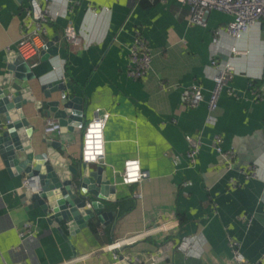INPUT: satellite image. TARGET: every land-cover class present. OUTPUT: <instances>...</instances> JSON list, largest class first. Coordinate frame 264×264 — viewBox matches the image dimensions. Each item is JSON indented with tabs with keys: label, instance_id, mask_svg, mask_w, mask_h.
I'll return each mask as SVG.
<instances>
[{
	"label": "crops",
	"instance_id": "obj_1",
	"mask_svg": "<svg viewBox=\"0 0 264 264\" xmlns=\"http://www.w3.org/2000/svg\"><path fill=\"white\" fill-rule=\"evenodd\" d=\"M37 1L46 5L45 0ZM30 2L0 0V77L8 71V56L15 50L38 77L30 82L38 98L40 83H63L70 98H82L87 122L97 107L111 113L105 128L106 163L89 165L104 166L114 176L116 200L105 201V210L115 215L106 227L94 218L75 234L62 224L63 234L46 221L40 208H30L21 199L17 190L26 175L12 176L0 154V264H113V251L106 246L147 231L148 236L119 248V256H136L144 262L157 255L163 257L161 264H237L230 245V240H237L247 260H260L264 254L262 24L253 25L238 40L225 35L215 43V30L225 29L232 20L223 11L213 10L204 27L190 22V7L180 0H73L53 4L61 13L47 23V34L20 46L32 29L27 17ZM68 24L80 35V45L65 40ZM137 32L148 40L153 60L148 73L134 80L127 67ZM55 38L57 54L43 60V46ZM234 47L247 53L234 55ZM213 60L220 66L232 63L237 73L231 83L235 94L222 93L217 122L208 126L207 104L217 71ZM193 83L202 87L205 99L189 108L183 92ZM25 111L34 124L31 141L36 146L45 136L46 120L55 117L38 112L31 103ZM4 122L0 113V132ZM83 132L50 137L62 142V153L71 162L80 164ZM216 134L224 137L226 148L237 152L230 169L213 148ZM187 135L203 141L195 165L186 157ZM129 158H138L150 178L122 184ZM245 169L255 175L247 176ZM135 192L143 196L137 198ZM27 223L30 230L22 237ZM181 239L193 242L187 256L177 250Z\"/></svg>",
	"mask_w": 264,
	"mask_h": 264
},
{
	"label": "water",
	"instance_id": "obj_2",
	"mask_svg": "<svg viewBox=\"0 0 264 264\" xmlns=\"http://www.w3.org/2000/svg\"><path fill=\"white\" fill-rule=\"evenodd\" d=\"M57 39L49 40L41 52L47 60L56 55ZM0 113L5 122L0 132V154L12 176L24 174L26 179L40 183V190L32 193L21 186L17 192L30 207L40 208L46 221L64 234L66 224L71 234L87 227L97 218L103 226L114 219L115 212L107 211L105 201L116 200L117 185L114 176L104 166L96 169L85 163L75 164L62 152V142L44 136L36 146L31 138L34 124L28 119L25 106L34 104L35 110L58 119L60 133L72 131L81 134L87 119L81 97L70 98L63 83H40L41 98L30 83L37 79L30 65L15 50L8 56V71L0 77ZM60 95L55 97L54 94ZM113 264H131L120 255Z\"/></svg>",
	"mask_w": 264,
	"mask_h": 264
},
{
	"label": "built area",
	"instance_id": "obj_3",
	"mask_svg": "<svg viewBox=\"0 0 264 264\" xmlns=\"http://www.w3.org/2000/svg\"><path fill=\"white\" fill-rule=\"evenodd\" d=\"M190 7V22L206 27L211 12L213 10L223 11L232 16V20L227 24L225 29H216L214 32L213 41L219 43L223 36L230 39L238 40L243 37L249 29L259 23L264 28V0H180ZM63 2L72 3L73 0H45L46 5L42 6L37 0H31L30 6L27 9V17L31 21L32 29L26 33L19 45L23 46L32 38L47 34V23L60 15V10L53 8V4H62ZM65 40L72 45H80L81 37L76 28L72 24H68L65 28ZM234 55H244L246 50L238 49L236 47L232 50ZM129 62L127 67V74L134 80L142 79L150 70L153 60V55L149 47L148 40L139 32L136 33L131 45L129 46ZM213 65L217 66L216 74L213 76L214 87L210 94L207 104L206 124L208 126H215L217 119L215 113L219 107V101L222 93L226 91L229 95L235 94L231 86L232 81L236 76V68L230 62H225L220 66L217 60L212 61ZM36 65V64H34ZM262 94L257 93V97ZM205 95L202 87L193 83L188 86L183 92V100L187 107L194 108L204 101ZM111 116L109 111L101 107H97L94 112V117L86 123L83 132V143L81 151V163L89 164H105L106 163V140L105 128ZM61 125L56 118H48L45 123L44 133L46 136H52L59 133ZM186 139L189 144L187 150V160L191 165H195L199 150L203 144L200 136L187 135ZM213 148L220 154L228 169L232 168L237 158V152L233 148H226L224 145V137L221 134H216L213 139ZM247 176H254L253 170H244ZM150 178V172L144 169L141 161L138 158H129L124 163V169L121 174V183L124 185L139 184L142 181ZM233 185H236L234 182ZM24 186L33 190L36 193L40 190V183L37 179L36 183H32L27 179ZM135 197L141 198V192H135ZM243 219H247L245 216ZM249 219V218H248ZM247 219V220H248ZM159 227H156L157 229ZM30 230V224L27 223L24 229L20 232L23 237L27 231ZM150 232L135 234L130 237L117 240L114 243L106 246L109 251H113L116 261L119 260V254L116 252L119 248L126 244H132ZM230 245L233 252V259L237 264H263L264 254L257 262H250L241 251L240 243L237 240H230ZM193 247V242L188 239H181L177 244V250L186 256ZM124 256V255H123ZM163 257L152 256L148 261H142L138 257L124 256V260L131 264H161ZM115 261V262H116Z\"/></svg>",
	"mask_w": 264,
	"mask_h": 264
}]
</instances>
